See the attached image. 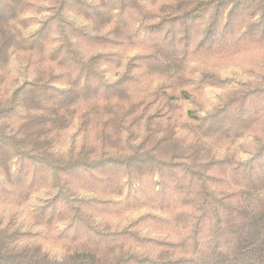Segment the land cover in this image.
<instances>
[{"label": "trees", "instance_id": "trees-1", "mask_svg": "<svg viewBox=\"0 0 264 264\" xmlns=\"http://www.w3.org/2000/svg\"><path fill=\"white\" fill-rule=\"evenodd\" d=\"M41 1L49 14L27 34L38 3L0 0V197L46 189L34 215L64 223L65 254L0 215V264H264V64L235 84L190 71L264 50V0ZM14 50L26 75L6 94ZM208 86L225 91L206 110ZM245 136L243 160L231 146ZM142 207L156 212L115 221Z\"/></svg>", "mask_w": 264, "mask_h": 264}, {"label": "rangeland", "instance_id": "rangeland-1", "mask_svg": "<svg viewBox=\"0 0 264 264\" xmlns=\"http://www.w3.org/2000/svg\"><path fill=\"white\" fill-rule=\"evenodd\" d=\"M38 3V6H33V9H29L24 15L25 18L18 23V27L25 33L29 34L34 32L39 27V21L49 12L46 10L39 11V5H45L46 2L41 0H34ZM70 18L77 21L79 24L85 25L86 21L74 13L69 14ZM26 19V20H25ZM139 52V48H132L124 51L123 56L135 55ZM264 64V50H254L251 53H241L233 56H226L223 59H212L209 61H201L198 64H193L190 67V71L196 72L201 69H211L223 77L231 78L232 83L248 82L256 79V75L260 70L259 66ZM26 58L24 53L19 51L11 52V61L9 66L3 71L4 78V93H9L15 87H17L26 75L25 71ZM107 76L114 78L117 73L121 72L122 68L117 65L105 66ZM31 73L30 71L28 72ZM225 91L220 86H208L204 89V92L199 95L202 105L205 109H211L218 101L219 96ZM191 102L184 103L185 112L193 107ZM78 130V120H75L74 124L68 128L63 134L62 149L67 150L72 141L76 138V132ZM78 138V137H77ZM254 144L253 136H245L240 138L231 147L237 151L238 156L245 160L248 159ZM47 197V190L42 188L33 192L27 201L23 204L17 205L3 197H0V215H5L8 218H12L18 227L24 231L33 232L34 235L39 236L45 249L50 256L54 259H62L65 254V250L58 240L57 234L64 228V223H55L49 226L46 223H39V218L34 215V210L40 204L42 200ZM155 213L156 211L149 207H142L137 209L128 210L121 214L118 218H115L116 222L126 223L128 220L135 219L146 213ZM38 220V221H37ZM41 222V221H40Z\"/></svg>", "mask_w": 264, "mask_h": 264}]
</instances>
